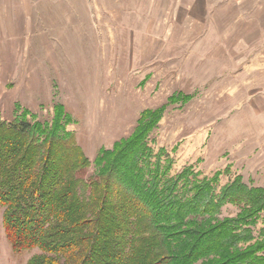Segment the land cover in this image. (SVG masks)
<instances>
[{
	"label": "rangeland",
	"instance_id": "1",
	"mask_svg": "<svg viewBox=\"0 0 264 264\" xmlns=\"http://www.w3.org/2000/svg\"><path fill=\"white\" fill-rule=\"evenodd\" d=\"M7 8L0 7V124L26 118L65 129L92 162L88 180L101 150L129 138L143 111L167 105L149 147L168 154L172 176L192 168L201 178L220 174L218 191L237 176L264 187V0ZM173 96L193 98L170 106ZM58 106L68 124L56 125ZM237 212L227 206L223 217ZM263 224L264 214L241 251L256 244ZM39 254L15 253L0 222V264H29Z\"/></svg>",
	"mask_w": 264,
	"mask_h": 264
},
{
	"label": "trees",
	"instance_id": "2",
	"mask_svg": "<svg viewBox=\"0 0 264 264\" xmlns=\"http://www.w3.org/2000/svg\"><path fill=\"white\" fill-rule=\"evenodd\" d=\"M166 108L143 111L129 138L99 152L88 180L92 162L65 129L1 123L0 222L13 251L38 250L29 264H264L254 256L264 224L255 245L238 248L256 239L264 187L237 176L218 191L220 174L192 168L172 176L168 154L149 147ZM55 114L68 124L61 106ZM227 206L235 218L223 217Z\"/></svg>",
	"mask_w": 264,
	"mask_h": 264
},
{
	"label": "crops",
	"instance_id": "3",
	"mask_svg": "<svg viewBox=\"0 0 264 264\" xmlns=\"http://www.w3.org/2000/svg\"><path fill=\"white\" fill-rule=\"evenodd\" d=\"M59 0H0V7H8L6 12L9 14H16L14 7L21 6H36V5H54Z\"/></svg>",
	"mask_w": 264,
	"mask_h": 264
}]
</instances>
